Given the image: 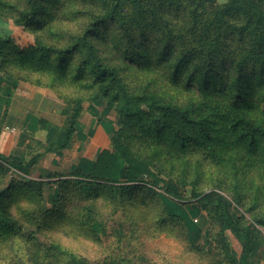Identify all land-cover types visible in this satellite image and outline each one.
<instances>
[{
	"label": "trees",
	"instance_id": "obj_1",
	"mask_svg": "<svg viewBox=\"0 0 264 264\" xmlns=\"http://www.w3.org/2000/svg\"><path fill=\"white\" fill-rule=\"evenodd\" d=\"M13 64L84 93H60L67 119L50 151L70 147L86 97L107 100L122 127L87 178L172 194L169 168L212 224L242 245L238 263L223 242L227 264H253L264 245L257 229L264 228V0H0V74L11 78ZM26 163L16 170L52 183L55 175L44 178ZM206 174L210 193L200 190ZM14 187L0 191V239L15 230L5 224Z\"/></svg>",
	"mask_w": 264,
	"mask_h": 264
},
{
	"label": "rangeland",
	"instance_id": "obj_2",
	"mask_svg": "<svg viewBox=\"0 0 264 264\" xmlns=\"http://www.w3.org/2000/svg\"><path fill=\"white\" fill-rule=\"evenodd\" d=\"M64 23L75 28L76 22ZM10 27L15 30L14 35L25 38L23 33L19 32V35L18 28ZM57 27L54 24L55 30ZM41 35H45L48 42L52 40L45 31ZM29 40L33 44L34 38ZM7 73H11L13 84L16 83L21 92L34 94L36 112H58L59 115L68 108L60 93L65 97L84 95L72 85L71 88L50 86L54 83L53 76L47 72L31 71L13 64ZM83 112L87 114L83 124L94 117L87 112H93L101 120L118 119L115 122L118 130L122 127L120 117L109 114L117 111L107 100L92 103L86 97ZM41 121L47 122L43 118ZM41 126L44 132L51 128V124ZM90 133L91 129H83L77 123L74 147L61 151L64 153L60 156L47 154L58 151H50L44 137L41 146L32 150V143L29 144L21 157L0 154V191L15 185L8 196L9 214L5 221L15 230L8 239H0V264H76L75 260L90 264H227L223 242L238 263L241 262L243 248L240 242L230 231L222 233L219 225L212 224L201 203L194 200L193 188L182 184L176 176H168L169 168L163 172L172 194L162 190L152 193L130 187L119 189L123 186L119 183L98 184L87 178L100 153V148L90 142ZM83 135L84 140L80 139ZM83 142L85 145L80 148ZM76 155H79V163L87 164L81 170L71 168ZM53 156L57 157L56 168L52 166ZM196 158L199 157L190 159ZM19 162H27L35 174L44 178L55 175L52 183L23 176L15 167ZM168 165L171 167L165 162V166ZM206 167L207 172H216ZM78 172H82L83 177H78ZM209 178L206 174L201 191H213L207 186ZM73 179L82 182L61 183ZM222 195L232 200L227 193ZM233 207L250 220L248 214L234 204ZM257 229L264 240V228L257 226ZM252 263L264 264V245L257 250Z\"/></svg>",
	"mask_w": 264,
	"mask_h": 264
},
{
	"label": "crops",
	"instance_id": "obj_3",
	"mask_svg": "<svg viewBox=\"0 0 264 264\" xmlns=\"http://www.w3.org/2000/svg\"><path fill=\"white\" fill-rule=\"evenodd\" d=\"M228 1L229 0H209L212 5L215 3H226ZM16 85V83L13 84V80L5 77L3 74H0V154L12 157L20 156L31 143V147H33L32 150L37 149L35 147L41 146L43 137L44 139L46 138V144L48 145V140L52 137V135H54L55 131L59 130L65 124L67 119L66 112H60L59 115L58 112H36V97L34 94L21 92L20 87H17ZM87 113L94 117L91 118L87 124H83L82 122L85 121V116L87 114L86 112H82L78 118V125H80L83 129L84 127L91 129L89 136L91 138L90 142H94V147L100 148L99 152L104 149H110L111 139L118 131L115 124L118 119L115 120L112 118V121L101 120L95 117L93 112ZM109 114L113 117L117 113L109 112ZM47 116L51 117L48 118ZM42 118L51 124V128L48 132L41 130ZM43 132L45 133V136L42 137ZM39 134H41V136H39ZM81 137L82 138L80 139L84 140V135ZM75 139L77 138L74 135L72 143L66 151H69L71 147L75 145ZM33 143L35 145H33ZM83 144L85 145L83 142L80 145V148ZM76 147L79 148V146ZM61 153L64 152L58 151L53 154H47L60 156ZM48 155H46V157ZM56 159L57 157H52V166L55 168L57 167ZM78 161L79 155H76L74 157V161H71V168H78L81 170V167L83 168L87 165L86 162H83L82 165V163H79Z\"/></svg>",
	"mask_w": 264,
	"mask_h": 264
}]
</instances>
